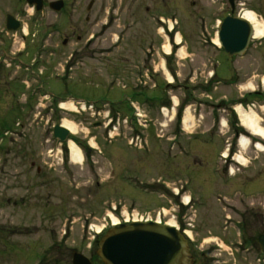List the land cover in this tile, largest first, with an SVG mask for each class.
<instances>
[{"label":"rangeland","instance_id":"1","mask_svg":"<svg viewBox=\"0 0 264 264\" xmlns=\"http://www.w3.org/2000/svg\"><path fill=\"white\" fill-rule=\"evenodd\" d=\"M71 1L76 2L77 17L82 19L90 15L88 5L94 3L91 24V33L95 35L94 48L101 49L99 51L111 50V53L95 57L89 69L94 75L91 79L81 83L57 82L50 89L53 94L64 101L71 98L100 103L97 104L98 109L103 108V103H109V107L103 109H109L113 118L116 117V109L112 104L125 105L120 115H130L126 101L132 97L131 87L136 86L137 92H148L153 100L163 98L160 102L168 106L171 105L172 97L176 105L180 104V108L164 117L159 111V101L153 106L149 102L143 107L153 122L145 133L148 135V144L143 140L144 134L123 128L122 123L119 131L112 134V143H109L106 140L108 131L102 127L94 128L101 119L95 122V118L88 114L90 112L82 117L63 112L58 108L60 101L56 107L50 108L49 103L45 102V155L48 156V150L57 144L52 140L51 128L64 120L76 124L78 135L75 139L83 144L94 141L101 153H93L79 165L72 166L66 162L64 167L56 165V170L52 168L47 174L42 193L45 205L43 216L37 209L34 212L30 210L25 220L22 215H10L15 222L27 224L29 227L26 231L10 233L0 226V264H29L33 256L36 259L31 260L30 264H72L75 252L90 258L96 250L94 245L88 250L95 234L89 227L108 224L109 229L108 213L120 218L123 207L128 213L132 210L142 213L167 209L176 216L182 230L186 212L188 220H194V223L191 222L195 226L194 243L198 246L197 251L216 261L212 264H264L263 255L256 254L252 248L250 254L243 253L234 236L239 220L236 199L241 197L242 191L249 194L264 192V154L252 147L247 153L250 168L233 180L221 179L227 173L224 172L225 166L219 155L228 141L231 145L234 143L229 119L233 118L232 125H236V119L231 109L224 114L219 105V110L215 108L218 102L221 106L223 102L231 105L234 100H238L241 88L248 84H256L264 91L260 82V78L264 77V42L259 44V41H253L244 57L231 58L227 53L218 51L211 41L214 42L218 35L219 22L231 12L228 0ZM236 3L234 16H240L242 10L247 8L254 11L264 24V0H236ZM162 19L173 23L177 21L178 26H175L172 34L167 32ZM162 28L166 34L160 33ZM177 33L182 35L185 42L182 44L185 56L173 57V61L168 59V67L170 70L173 67L177 78H173L172 85L165 87L167 82L162 72L156 76L154 73L162 69L163 53L160 49L165 42L163 35H169L171 43H174ZM151 49L152 56L149 52L144 54L145 50ZM216 61L217 67L214 69ZM81 70L85 71V68ZM146 70L149 74L142 79L148 83L145 86L139 84L138 79L139 75L147 73ZM214 77L220 81L232 77L237 85L221 82L215 90L216 85L212 86L211 93L204 92L208 86L204 83ZM153 79L157 81L158 88L150 91ZM190 93H193L197 102L187 101ZM222 99L227 101L222 102ZM182 106L184 113L179 125L181 136H177L180 137L179 143L177 140L169 142L167 139L174 138L177 133V119L179 121ZM5 107V104H0L1 111H5ZM256 112L258 123L264 128V112ZM187 114L193 123L191 128L185 124ZM223 116L228 120V129L220 133L219 118ZM137 135L141 144L134 141ZM133 141L138 145L130 146L129 142ZM182 148L185 152H180ZM62 149L64 151V147ZM47 156L45 159H48ZM60 158L59 154L57 160ZM215 167L220 169L219 174L212 173ZM124 176L126 179H123ZM250 176L252 186L247 190L241 188L240 184ZM187 179H192V183L184 185ZM177 190L181 196L185 194L192 197V208L185 211L180 202L181 196H175ZM33 196L31 192L30 199ZM112 207L116 210H112ZM6 210L0 215V224L9 218ZM37 224L41 226L40 230ZM255 228L254 235L259 232ZM239 239L242 242V235ZM66 248L74 249L70 258L66 256ZM37 252L42 255L40 260ZM238 252L245 258L239 257Z\"/></svg>","mask_w":264,"mask_h":264},{"label":"flooded vegetation","instance_id":"2","mask_svg":"<svg viewBox=\"0 0 264 264\" xmlns=\"http://www.w3.org/2000/svg\"><path fill=\"white\" fill-rule=\"evenodd\" d=\"M93 4L91 2L87 8L90 15L82 19L77 17L76 2L71 0H0V104L6 105L5 111L0 110V215L7 209L9 217L0 226L10 233L26 231L29 227L15 222L10 215H22L25 220L30 210L37 209L42 216L44 213L42 193L47 174L55 166L44 154L45 102L50 108L61 101L50 89L60 81L81 83L91 79L94 75L89 69L95 57L111 53V50L94 48L95 35L91 33ZM143 77L139 75V78ZM56 125L51 128L53 142H56ZM51 149L57 150L58 145ZM93 153L84 146L85 158L89 159ZM66 162L69 163L63 160V167ZM240 186L247 190L252 186V180L247 178ZM31 192L34 196L30 199ZM242 195L235 203L239 220L234 236L243 253L250 254L252 248L262 256L259 239L264 236V192L249 194L242 191ZM37 225L40 230L41 226ZM185 227L195 229L194 225L185 224ZM254 227L259 230L255 235ZM192 241V264L216 262L197 251L194 235ZM65 250L70 258L74 249ZM37 254L40 260L42 255ZM237 254L245 258L239 252ZM33 259L36 258L33 256L30 261ZM90 259L92 264L100 262L95 254Z\"/></svg>","mask_w":264,"mask_h":264},{"label":"water","instance_id":"3","mask_svg":"<svg viewBox=\"0 0 264 264\" xmlns=\"http://www.w3.org/2000/svg\"><path fill=\"white\" fill-rule=\"evenodd\" d=\"M40 2V0H38ZM232 12L234 0H229ZM39 8V7H38ZM253 38V28L243 18L227 17L219 29V43L230 55L243 56ZM69 132L56 127L55 137L65 142ZM264 254V236L259 239ZM98 256L104 264H191L190 248L176 229L154 223H132L110 229L97 243ZM72 264H91L81 254H74Z\"/></svg>","mask_w":264,"mask_h":264},{"label":"bare ground","instance_id":"4","mask_svg":"<svg viewBox=\"0 0 264 264\" xmlns=\"http://www.w3.org/2000/svg\"><path fill=\"white\" fill-rule=\"evenodd\" d=\"M241 18H243L245 21H247L252 26L254 40H260L264 37V24L259 20V18L257 17V15L254 12L247 10V9L243 10V12L241 14ZM172 27H173V25L170 24V30L172 29ZM160 33L162 34V33H164V31L160 30ZM180 42H181L180 36L178 35L177 39H176V43H180ZM214 43L217 46H220L218 39L214 40ZM170 49H171L170 45L167 44L164 46V51L166 53H169ZM178 56L183 58L185 56V50L181 48L178 52ZM162 67H163V63H162ZM168 80L170 83H172V81H173V78L169 74H168ZM247 87H252V85L248 84ZM66 106L67 105H64V104L62 105V107H66ZM237 111L239 113L242 125L245 128H247L249 131L254 133L255 135H258V136H261L264 138V128L261 127L260 124L258 123L259 122L258 115L256 113H245V112H243L241 107H238ZM185 124L188 128H191L193 126V123L190 121V117L188 114L186 115V118H185ZM62 126L67 131H69L72 135L78 134L77 126L74 123L69 122L67 120H64L62 122ZM91 144H93V141H91ZM132 144H134V143H132ZM242 145H243V148H245L247 145V140H243ZM68 148H69L70 153H71V159H72L73 164H81L82 156H81L79 149L76 146V144L73 143L72 141H70L68 143ZM258 148L260 150H263V148L261 146H258ZM237 160L240 161L241 163L246 162L244 159H242L240 157H237ZM188 201H189V198H184L185 203H187ZM107 216H109V218L112 220V225H118L119 222L115 218H113L111 213H108ZM168 225H171L173 227H177V225L173 221H170L168 223ZM95 232L96 233H102L103 228L98 227L95 229Z\"/></svg>","mask_w":264,"mask_h":264}]
</instances>
